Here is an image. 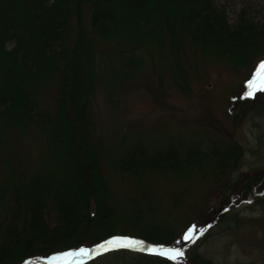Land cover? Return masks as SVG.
Listing matches in <instances>:
<instances>
[{
    "label": "trees",
    "instance_id": "16d2710c",
    "mask_svg": "<svg viewBox=\"0 0 264 264\" xmlns=\"http://www.w3.org/2000/svg\"><path fill=\"white\" fill-rule=\"evenodd\" d=\"M120 44L127 55L121 68L134 74L147 58L151 74L164 71L187 96L192 72L183 70L181 52L250 70L264 58V22L241 14L231 26L213 0H0V264H44L59 252L91 250L114 236L154 245L179 240L184 256L170 261L138 248L109 246L90 251L86 264H228L202 255L200 248L238 227L242 204H264V191L254 190L262 178L236 172L240 150L233 141L150 151L135 140L120 156L104 157L91 101L99 59L103 52L109 59L114 53L123 57L116 49ZM49 85L53 112L41 108ZM240 96L230 100L229 123L239 115L234 109H261L260 98ZM29 130L37 138L33 161L28 153V158L15 153ZM104 162L110 174L136 183L156 172L177 177L197 170L209 179L204 204H195L191 219L179 223L168 221L170 208L162 211L148 201L143 200L144 210L123 206L113 198ZM189 228L192 236L185 241Z\"/></svg>",
    "mask_w": 264,
    "mask_h": 264
},
{
    "label": "rangeland",
    "instance_id": "374dc122",
    "mask_svg": "<svg viewBox=\"0 0 264 264\" xmlns=\"http://www.w3.org/2000/svg\"><path fill=\"white\" fill-rule=\"evenodd\" d=\"M213 2L225 11L231 26L237 23L241 14L253 23L264 22V0ZM116 49L125 54L122 44ZM100 50L105 51L104 48ZM103 53L104 57L99 59L98 79L91 104L94 132L103 139L105 158L120 156L135 140H141L150 151L169 144L182 150L187 145L198 146V143L212 147L213 140L217 143L233 141L238 144L240 150L237 174L251 173L250 175L262 178L254 190L264 191V91L257 90L251 96L245 95L248 90L247 77L256 71L264 58L256 62L253 70H244L245 68L230 67L224 62L219 63L221 61L215 58L204 59L197 52H181L178 58L183 70L192 72L188 77V95L185 96L172 83L171 76L166 75L164 71L157 76L151 74L150 61L147 58L144 59L142 70L133 74L129 68H121L125 64L126 54L121 57L114 53L112 59H109L105 56L106 53ZM115 67L120 78L113 77ZM125 73L129 75L124 76ZM53 88L54 86L49 85L41 93V108L51 112L55 100ZM238 95H241V98H260L256 104L261 109L254 112L248 111L247 106L234 109V114L239 111V115L235 120L233 114L234 120L229 123L227 111L231 108L230 100L236 99ZM29 135L30 130L23 135L25 139L17 145L15 153L19 157L29 156L33 161L36 156L37 138L34 134ZM106 168L108 165L104 162V172L109 180L113 198L117 202L142 210L145 209L143 200L162 211H168L170 208L173 218L168 215V221L171 223L191 219L190 212L193 213L195 204L203 203L201 201L209 183V179L203 178V173L197 170L177 177L156 172L154 175L150 174V177L145 175V181L136 183L133 178L121 179L122 176L118 172L110 174L112 167L107 171ZM236 211L238 227L232 225L229 231L208 239L200 248V253L219 263L223 261L228 264H264V204L245 203ZM165 247H176L183 253L179 240ZM152 253L167 258L158 251ZM181 257L182 255L175 259Z\"/></svg>",
    "mask_w": 264,
    "mask_h": 264
},
{
    "label": "snow or ice",
    "instance_id": "6c2138e0",
    "mask_svg": "<svg viewBox=\"0 0 264 264\" xmlns=\"http://www.w3.org/2000/svg\"><path fill=\"white\" fill-rule=\"evenodd\" d=\"M247 91L245 92L246 96H251L253 92L260 90L264 91V61H261L252 74L251 78L246 81ZM192 229L189 228L188 233H185L183 239H190L189 233ZM109 246L113 248L125 247V248H134L140 246L143 248L144 242L141 240L131 239L126 236H114L108 240L103 241L100 244L95 245L93 249L80 247L76 251H64L59 252L55 255L48 257V264H72V260L76 258L85 257L89 254L90 251L95 252L96 249H102L104 251L109 250ZM146 251L149 252H159L160 255H166L168 259L174 260L177 256L183 255L179 248H157L153 246H148ZM27 264V262H26Z\"/></svg>",
    "mask_w": 264,
    "mask_h": 264
}]
</instances>
